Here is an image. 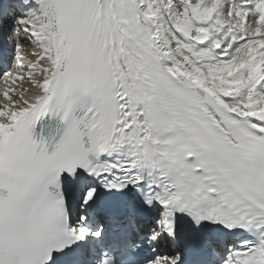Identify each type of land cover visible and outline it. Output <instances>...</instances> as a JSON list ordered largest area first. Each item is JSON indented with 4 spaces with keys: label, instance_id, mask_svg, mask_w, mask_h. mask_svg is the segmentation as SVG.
Instances as JSON below:
<instances>
[{
    "label": "snow or ice",
    "instance_id": "obj_1",
    "mask_svg": "<svg viewBox=\"0 0 264 264\" xmlns=\"http://www.w3.org/2000/svg\"><path fill=\"white\" fill-rule=\"evenodd\" d=\"M0 264H264V0H0Z\"/></svg>",
    "mask_w": 264,
    "mask_h": 264
}]
</instances>
